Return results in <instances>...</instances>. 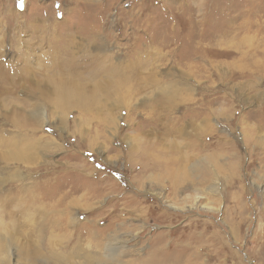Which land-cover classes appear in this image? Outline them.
<instances>
[{
  "label": "rangeland",
  "instance_id": "1",
  "mask_svg": "<svg viewBox=\"0 0 264 264\" xmlns=\"http://www.w3.org/2000/svg\"><path fill=\"white\" fill-rule=\"evenodd\" d=\"M0 64V264H264V0H0Z\"/></svg>",
  "mask_w": 264,
  "mask_h": 264
},
{
  "label": "bare ground",
  "instance_id": "2",
  "mask_svg": "<svg viewBox=\"0 0 264 264\" xmlns=\"http://www.w3.org/2000/svg\"><path fill=\"white\" fill-rule=\"evenodd\" d=\"M7 65H4V64H0V71H6V80H8V67H6ZM29 66V65H28ZM28 69H30L29 67H28ZM112 73H113V70H111V72H110V74H109V76L110 75H112ZM15 74V73H14ZM100 74V72H98L97 74L96 73H94V75L95 76H98ZM31 75L33 76V73L31 72V71H27V78L29 79V77H31ZM16 76L18 77V78H21V76L23 77V76H26V72L25 73H22V72H19V73H17L16 74ZM78 79V81H87V79L89 78V77H85L84 75H75V74H73V73H70L69 74V78L68 79H65L66 81H76V79ZM91 79H93L92 77H91ZM64 79H59L58 81H63ZM94 80V79H93ZM100 81H102V80H100ZM3 88V87H2ZM4 89V88H3ZM207 175H205L206 177L208 176V173H206ZM192 188V187H191ZM0 224L2 225L3 223H2V221L0 222ZM5 224V223H4ZM93 234H95V236H96V232H93ZM98 234V233H97ZM97 239V238H96ZM76 249H78V248H76ZM55 251V250H54ZM77 251V250H76ZM4 252H5V248H3L2 246H0V257L4 254ZM89 252V251H88ZM113 253L114 252H112V253H110V255H113ZM72 254V253H71ZM75 256H78L80 259H83V263L82 264H92V263H95L96 262V260L98 259V257H97V254H96V252L94 253V252H90V254H82L80 251H77L76 252V255ZM53 258L55 259V261H56V264H72L71 263V261H72V259L74 258V254H73V256L71 255H68V256H66L65 254H59L58 252H53ZM76 259H78L77 257H76ZM79 259V260H80ZM116 259L115 258H113L111 261H115ZM118 260V259H117ZM81 261V260H80ZM3 264V263H2Z\"/></svg>",
  "mask_w": 264,
  "mask_h": 264
},
{
  "label": "snow or ice",
  "instance_id": "3",
  "mask_svg": "<svg viewBox=\"0 0 264 264\" xmlns=\"http://www.w3.org/2000/svg\"><path fill=\"white\" fill-rule=\"evenodd\" d=\"M19 6L22 9V7H23V0H19Z\"/></svg>",
  "mask_w": 264,
  "mask_h": 264
}]
</instances>
